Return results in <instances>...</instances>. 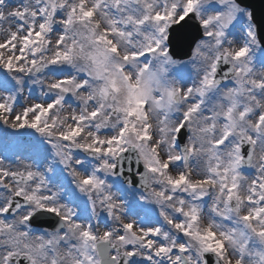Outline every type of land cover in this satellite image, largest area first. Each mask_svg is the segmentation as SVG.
Segmentation results:
<instances>
[{
	"label": "snow or ice",
	"instance_id": "obj_1",
	"mask_svg": "<svg viewBox=\"0 0 264 264\" xmlns=\"http://www.w3.org/2000/svg\"><path fill=\"white\" fill-rule=\"evenodd\" d=\"M190 15L184 62L169 29ZM261 33L238 0H0V122L39 134L32 163L0 157V264H264ZM130 153L154 218L109 182Z\"/></svg>",
	"mask_w": 264,
	"mask_h": 264
},
{
	"label": "rangeland",
	"instance_id": "obj_2",
	"mask_svg": "<svg viewBox=\"0 0 264 264\" xmlns=\"http://www.w3.org/2000/svg\"><path fill=\"white\" fill-rule=\"evenodd\" d=\"M179 21V20H178ZM245 22L242 20L239 24L235 26V28L232 29V31L235 34H239L242 31V25ZM7 27V25H5ZM259 55H261L259 52H257ZM257 54V56H258ZM184 62H187V60H182ZM183 76L184 79L187 80L188 82H191V78H193V73L191 71V66L189 65L188 68L183 70ZM44 98L41 97V86L40 85H29L26 83L25 85V91L23 94V98L20 100V104H23L25 100L28 102H42ZM19 107V106H17ZM6 126L3 125L2 122H0V157H4V164L5 166H10V167H17L19 163H32L31 159H26V156L32 155L33 153L29 150L30 145L32 143L24 144L21 143L17 135H26V136H31L33 139H35L36 136L39 134H32L34 133V130H29V129H19V130H13L8 128L7 132H5ZM17 157H19V161L17 160ZM58 174L60 175V179L63 184V194L65 199L62 200L61 202H67V199L70 198L75 190V185L71 183V176L68 175L67 170L63 171L62 173H59V169L62 168V165H58ZM51 175V174H49ZM109 182L113 183L115 186L113 187V191L117 192L118 194V187L120 186V183L118 182L117 178L115 177H109ZM125 187V186H124ZM122 187L120 188V193L124 191L125 196H126V201L134 208L136 212H139L140 216H144L145 212L149 213L150 218H154L155 214L152 212L153 208H156L157 206L153 204H148L145 201H141L139 198L142 195L147 196L148 193H140V192H135L132 189L128 187ZM118 194L121 196V194ZM76 195L80 196L81 194L76 191ZM86 198H82L78 200L77 202L80 204L81 209H87V211L90 213L91 211V205L85 203ZM211 201L208 200V203L205 204L204 206V215H205V222H207V216L209 214V205ZM39 230H37V234H39Z\"/></svg>",
	"mask_w": 264,
	"mask_h": 264
},
{
	"label": "water",
	"instance_id": "obj_3",
	"mask_svg": "<svg viewBox=\"0 0 264 264\" xmlns=\"http://www.w3.org/2000/svg\"><path fill=\"white\" fill-rule=\"evenodd\" d=\"M238 2L241 3L242 7L248 8L252 12L253 18L257 24H264V0H238ZM261 35H264V33H261ZM200 36V30L198 29L197 24L194 22L191 15L181 24L177 25L176 27H172L169 36V47L174 55V58L183 59L188 57L189 52ZM130 155L133 156L131 172L129 171L128 162L125 161L124 176H121L120 179L121 181H124L125 177L132 176V186L145 190L140 184L139 177H134V173L137 172L138 168L140 171H143V166L141 164L137 165L135 163L134 153H130ZM50 215L41 216L39 221L34 223L33 226L53 230L57 226L58 221L56 218L51 217Z\"/></svg>",
	"mask_w": 264,
	"mask_h": 264
}]
</instances>
